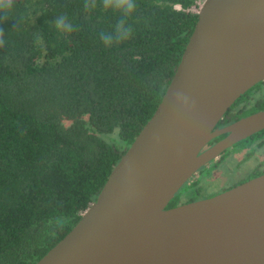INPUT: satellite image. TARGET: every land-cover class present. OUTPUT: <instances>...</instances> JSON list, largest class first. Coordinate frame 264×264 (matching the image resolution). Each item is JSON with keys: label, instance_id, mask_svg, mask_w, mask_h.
I'll list each match as a JSON object with an SVG mask.
<instances>
[{"label": "trees", "instance_id": "obj_1", "mask_svg": "<svg viewBox=\"0 0 264 264\" xmlns=\"http://www.w3.org/2000/svg\"><path fill=\"white\" fill-rule=\"evenodd\" d=\"M197 2L137 0L134 35L107 48L98 33L111 31L118 13L100 0L93 12L84 0H15L0 24V264H35L96 200L161 102L197 23ZM61 15L79 31L59 32ZM260 138L264 130L219 161L256 150ZM185 185L187 198L179 191L168 207L213 195L199 181Z\"/></svg>", "mask_w": 264, "mask_h": 264}, {"label": "water", "instance_id": "obj_2", "mask_svg": "<svg viewBox=\"0 0 264 264\" xmlns=\"http://www.w3.org/2000/svg\"><path fill=\"white\" fill-rule=\"evenodd\" d=\"M263 79L264 0H204L153 116L35 264H264V174L167 207L203 166L264 130V109L216 127Z\"/></svg>", "mask_w": 264, "mask_h": 264}, {"label": "flooded vegetation", "instance_id": "obj_3", "mask_svg": "<svg viewBox=\"0 0 264 264\" xmlns=\"http://www.w3.org/2000/svg\"><path fill=\"white\" fill-rule=\"evenodd\" d=\"M263 109H264V79L259 81L255 85H253L245 93H243L241 96H239L236 99V101L231 105V107L226 111V113L224 114V116L219 121V123L217 124L216 127H223V126L228 125V124H230V123H232V122H234V121H236L242 117H245L247 115H250L254 112H257V111H260ZM254 135H252L250 137H253ZM210 142H209L208 146L211 145ZM259 142H261L262 145L256 146V148H257L256 150H261L262 147L264 148V142H262V138L258 139L257 143H259ZM253 146H255V145H253ZM231 148H233V147H231ZM240 152L241 151H237V152L232 151L227 156V159L223 160V161H219V160H221L222 155L219 158L212 160L207 165L203 166L204 168H206V170H204V172H203V170H202V172L200 170L198 171V173L200 174L199 177L210 176L214 172V170L218 167V165L220 163L227 162L229 158L232 159L233 156H235L237 153H240ZM247 152H248V154L244 158L247 160L240 162L239 164H237V166L236 165L234 166L235 168L232 167V168H230V171H228L227 174L231 176V178H232L231 181H227L219 189H217L213 192H208V193H213V195H216V194L223 192L225 190H228V189H230V188H232L238 184H241V183H243L249 179H252V178L257 177L261 174H264V155L262 158L259 159V161L251 169L244 171L245 162H247L251 157L254 156L255 150L254 151L247 150ZM226 153H227V150L225 151L224 154H226ZM263 154H264V152H263ZM194 178H195V176L192 179H190V181H193ZM194 181H196V180H194ZM197 181H200V180H197ZM187 183H189V181ZM183 196L184 195H182L183 199L187 198V196L186 197H183ZM209 197H211V196H209ZM200 199H204V198H200ZM200 199H198V200H200ZM194 201H196V200H194ZM181 204H183V203H181Z\"/></svg>", "mask_w": 264, "mask_h": 264}, {"label": "clouds", "instance_id": "obj_4", "mask_svg": "<svg viewBox=\"0 0 264 264\" xmlns=\"http://www.w3.org/2000/svg\"><path fill=\"white\" fill-rule=\"evenodd\" d=\"M100 4L105 10H112L118 13V19L111 31H100L98 38L107 48L119 45L124 41L132 38L134 28L129 23V18L138 8L137 0H100ZM15 0H0V24L8 20L13 12ZM84 8L88 12H93L97 8V0H84ZM19 23V21H18ZM17 23V26H18ZM54 27L61 33L72 34L79 31V27L64 15L58 16L54 21ZM5 46L4 31L0 28V48Z\"/></svg>", "mask_w": 264, "mask_h": 264}, {"label": "rangeland", "instance_id": "obj_5", "mask_svg": "<svg viewBox=\"0 0 264 264\" xmlns=\"http://www.w3.org/2000/svg\"><path fill=\"white\" fill-rule=\"evenodd\" d=\"M203 2L204 0H198L197 5L193 8V10L198 12ZM263 152H264V148L262 151L255 150L254 156L251 157L247 162H245L244 171L251 169L259 161V159L263 157L264 155ZM247 154H248L247 150L241 151L240 153H237L235 156H233L232 159L229 158L227 162L220 163L210 176L199 177L200 174L197 173L195 175L194 180L196 181L200 180L199 184L205 187V190L207 192H213L219 189L227 181H231L232 178L230 175L227 174L228 171H230V168L234 167L235 165L237 166V164H239L240 162L247 160V159H244ZM204 170H206V168L203 169V172ZM180 193L184 195L183 197L187 196V192H185V187H182L180 189V192L178 194Z\"/></svg>", "mask_w": 264, "mask_h": 264}, {"label": "built area", "instance_id": "obj_6", "mask_svg": "<svg viewBox=\"0 0 264 264\" xmlns=\"http://www.w3.org/2000/svg\"><path fill=\"white\" fill-rule=\"evenodd\" d=\"M177 7H178V8H180L181 6H180V5H178Z\"/></svg>", "mask_w": 264, "mask_h": 264}]
</instances>
